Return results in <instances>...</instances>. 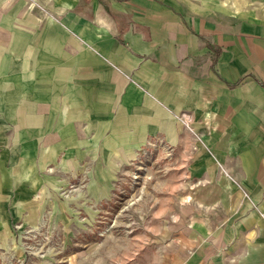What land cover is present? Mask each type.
Masks as SVG:
<instances>
[{
    "label": "crops",
    "instance_id": "crops-1",
    "mask_svg": "<svg viewBox=\"0 0 264 264\" xmlns=\"http://www.w3.org/2000/svg\"><path fill=\"white\" fill-rule=\"evenodd\" d=\"M151 137L173 170L113 264H264V21L213 0H0V243L54 193L45 165L94 162L100 196Z\"/></svg>",
    "mask_w": 264,
    "mask_h": 264
},
{
    "label": "rangeland",
    "instance_id": "rangeland-1",
    "mask_svg": "<svg viewBox=\"0 0 264 264\" xmlns=\"http://www.w3.org/2000/svg\"><path fill=\"white\" fill-rule=\"evenodd\" d=\"M213 4L264 21V0H213ZM156 139L151 137L120 164L100 196L91 191L96 181L94 162H77L79 173L71 170L66 176L59 175V164L45 165L54 193L36 194L38 213L31 221L22 217L12 222L11 239L0 243V264H95V250L106 264L125 257V235L148 227L147 220L157 209L153 186L173 170V156H165Z\"/></svg>",
    "mask_w": 264,
    "mask_h": 264
},
{
    "label": "built area",
    "instance_id": "built-area-1",
    "mask_svg": "<svg viewBox=\"0 0 264 264\" xmlns=\"http://www.w3.org/2000/svg\"><path fill=\"white\" fill-rule=\"evenodd\" d=\"M177 120L183 125L188 131H193L192 129V117L189 113L181 112L177 115Z\"/></svg>",
    "mask_w": 264,
    "mask_h": 264
}]
</instances>
